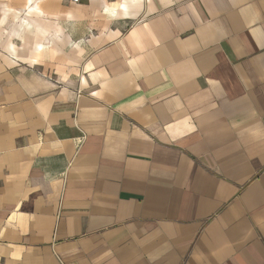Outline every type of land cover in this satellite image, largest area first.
I'll use <instances>...</instances> for the list:
<instances>
[{
    "label": "crops",
    "instance_id": "0c3cea01",
    "mask_svg": "<svg viewBox=\"0 0 264 264\" xmlns=\"http://www.w3.org/2000/svg\"><path fill=\"white\" fill-rule=\"evenodd\" d=\"M0 264H264V0H0Z\"/></svg>",
    "mask_w": 264,
    "mask_h": 264
},
{
    "label": "built area",
    "instance_id": "2783aa9c",
    "mask_svg": "<svg viewBox=\"0 0 264 264\" xmlns=\"http://www.w3.org/2000/svg\"><path fill=\"white\" fill-rule=\"evenodd\" d=\"M72 3L78 4L80 2V0H71Z\"/></svg>",
    "mask_w": 264,
    "mask_h": 264
}]
</instances>
